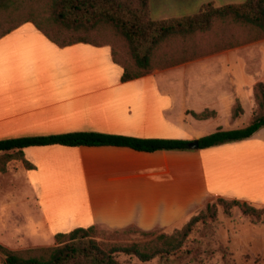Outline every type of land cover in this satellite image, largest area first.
<instances>
[{
    "label": "crops",
    "instance_id": "crops-1",
    "mask_svg": "<svg viewBox=\"0 0 264 264\" xmlns=\"http://www.w3.org/2000/svg\"><path fill=\"white\" fill-rule=\"evenodd\" d=\"M246 1L150 0V6L153 19L164 20L182 15L177 13L197 15L209 3L222 7ZM229 51L123 82V69L113 62L109 46L60 48L26 23L0 39V141L90 131L192 142L206 135L193 138L185 123L201 127L215 121V132L221 128L218 105L227 88L230 126L238 125L247 111L250 123L257 82L242 88L244 96L233 83L228 86L229 78L221 85L223 57L216 56ZM187 66L201 74L189 76L185 84L176 71ZM225 68L234 78L230 66ZM246 69L252 74L248 63ZM237 100L244 114L232 121ZM183 101L192 107L182 106ZM205 109L217 116L198 120L189 113ZM24 152L36 166L25 170L33 198L0 203V220L9 214L19 219V225L0 222V245L15 251L55 246L58 233L80 227L171 228L216 198L264 206V128L248 139L207 149L146 153L111 146H49ZM61 185L66 190L80 187L86 199L74 190L58 198L55 190ZM74 202L71 215L60 214L62 206Z\"/></svg>",
    "mask_w": 264,
    "mask_h": 264
},
{
    "label": "trees",
    "instance_id": "trees-1",
    "mask_svg": "<svg viewBox=\"0 0 264 264\" xmlns=\"http://www.w3.org/2000/svg\"><path fill=\"white\" fill-rule=\"evenodd\" d=\"M26 23H32L60 48L76 44L109 46L113 62L123 69L122 81L129 82L157 69L174 68L264 40V0H247L222 7L209 3L195 16L164 20L153 19L150 0H0V39ZM253 90L257 107L250 123L241 129L220 128L201 137L199 149L242 141L264 128V82L256 83ZM189 113L198 120L217 116L216 111L209 109ZM242 114L243 106L237 100L232 107V121ZM189 144L190 141L180 139H143L80 131L2 140L0 154L6 162L18 160L25 169L34 170L36 166L24 152L31 147L111 146L154 153L190 150ZM218 205L226 212L238 207L249 217L262 212L247 203L219 199L217 205H209L206 211L192 217L170 236L162 234L143 243H112L97 239L96 226L80 227L58 233L56 245L51 247L14 251L0 245L1 264H130L122 257L149 263L179 252L195 226L206 219V212L217 214Z\"/></svg>",
    "mask_w": 264,
    "mask_h": 264
},
{
    "label": "rangeland",
    "instance_id": "rangeland-1",
    "mask_svg": "<svg viewBox=\"0 0 264 264\" xmlns=\"http://www.w3.org/2000/svg\"><path fill=\"white\" fill-rule=\"evenodd\" d=\"M177 14H182L177 18H180V16H195L186 12ZM216 57H223L220 58L222 59V65L224 66L222 71L224 73L221 72L220 78V81L223 82L221 85L227 84L226 81L229 78V87L233 86L234 84L239 89V91H243L242 88L249 82L252 85L256 82H264V40L244 45L235 48L234 50L231 49V51L227 52L226 54H221ZM247 63L248 68L252 73L250 75L246 71ZM226 66H230V72L233 74L234 78L229 77L227 74L228 70L225 68ZM176 73L181 75V81L183 83H187L189 76H198L201 74V70H196V67L194 66H187L186 68H183V70L181 69L176 71ZM224 92L225 93L223 95L222 101H220V104L218 105L221 115L219 118V125L221 128L223 127V130H231L234 128H243L244 126L248 125L251 116L249 111H247V113L241 117V119L238 121V125L235 127L230 126L231 109H229V105L227 104L228 102L226 101L228 100V97H230V88H227ZM244 95V91L241 92V96ZM250 95H253L252 91L250 92ZM182 106L192 107V104H186V102L183 101ZM247 108V110H249L248 105ZM181 114L183 117L185 116L183 112H181ZM215 124L216 122L212 121L209 125L200 127L189 122L185 123L184 127L187 132L192 135L193 138H195L215 132ZM0 160H2V162L0 161V203L8 204L18 201L19 199H27L30 201L31 198H33V191L29 190V183L25 178L26 169L22 162L18 160L6 162L2 154H0ZM59 190H55V192L58 193V198H60L62 193L74 190L77 194H82L86 199V194H84L85 191L80 187L75 186L74 189L68 187L66 190V188H63V185H61ZM27 192L28 194L25 195ZM94 195L99 197L97 191H95ZM219 199L224 198L214 199L212 202L200 209L196 214L193 213L194 215L192 217L197 216L203 211H206L209 205H217ZM94 200L96 202V198ZM225 200L233 201L231 199ZM248 205L255 207L259 211H262L261 214L256 217H249L244 215L238 207H234L230 210V212H226L222 206L218 205L216 208L217 214L214 215V212H206V219L199 222L195 226L192 234L189 236L185 245L179 252L164 258H157L154 261L145 264H264V206H255L253 204ZM73 206L76 207L75 202L73 205L70 204L71 209L70 207L62 206L60 208V214L71 215V212L73 213ZM54 207L58 208V205ZM100 208H105V205H101ZM125 210L126 207H123L124 212L122 213H125ZM146 210L145 212H148ZM2 216L3 215H1V217ZM8 217H11V221H8ZM190 219L187 221H181L171 228L155 229L151 231H144L136 226H131L132 228L130 230L129 227L116 230L106 226H99V234L97 239L102 242L125 244L148 242L155 240L162 234L169 236L173 235L176 231L181 230L190 221ZM18 221V217L11 214L7 216V219L5 218L0 220L3 225H19ZM124 230L128 231L123 232ZM32 248L36 247L29 246L22 250ZM121 259L128 261L130 264H144L140 263L135 258L122 257Z\"/></svg>",
    "mask_w": 264,
    "mask_h": 264
},
{
    "label": "water",
    "instance_id": "water-1",
    "mask_svg": "<svg viewBox=\"0 0 264 264\" xmlns=\"http://www.w3.org/2000/svg\"><path fill=\"white\" fill-rule=\"evenodd\" d=\"M189 148L192 149V150L199 149V142H198V140H195L193 142H190Z\"/></svg>",
    "mask_w": 264,
    "mask_h": 264
}]
</instances>
